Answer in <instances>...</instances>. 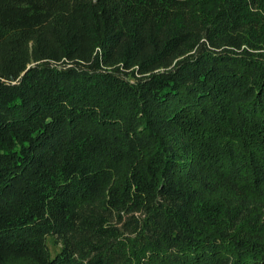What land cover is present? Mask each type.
I'll return each mask as SVG.
<instances>
[{
    "label": "trees",
    "instance_id": "16d2710c",
    "mask_svg": "<svg viewBox=\"0 0 264 264\" xmlns=\"http://www.w3.org/2000/svg\"><path fill=\"white\" fill-rule=\"evenodd\" d=\"M0 264H264V0H0Z\"/></svg>",
    "mask_w": 264,
    "mask_h": 264
},
{
    "label": "rangeland",
    "instance_id": "374dc122",
    "mask_svg": "<svg viewBox=\"0 0 264 264\" xmlns=\"http://www.w3.org/2000/svg\"><path fill=\"white\" fill-rule=\"evenodd\" d=\"M49 244L54 254L60 250V246H57L53 239H50Z\"/></svg>",
    "mask_w": 264,
    "mask_h": 264
}]
</instances>
